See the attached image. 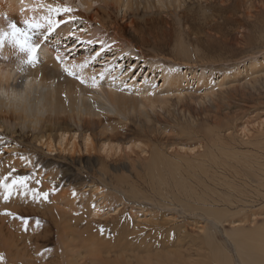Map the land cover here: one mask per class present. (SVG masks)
<instances>
[{
	"label": "bare ground",
	"instance_id": "6f19581e",
	"mask_svg": "<svg viewBox=\"0 0 264 264\" xmlns=\"http://www.w3.org/2000/svg\"><path fill=\"white\" fill-rule=\"evenodd\" d=\"M191 1L202 3V0H0V30H6L9 22H16L20 26H23V19L30 18L33 15L39 16L43 14L44 9L40 7L41 5H67L76 10L73 15L77 17L76 20L62 24L55 33L50 34V38L48 40L41 41V49L38 54V65L35 68L29 67L26 71H24L28 78L43 80L45 83H50L53 86V91L50 96L52 106L51 115L37 123L32 124H22L10 117H0V138L3 137L4 134L13 136V134H16L17 132L19 133L18 130L20 129L25 134L31 133L32 140H34L38 146L40 145L41 147H45L47 152H56L61 155H69V157H72V155H75L76 153L81 156L80 151H82V149L80 147V141H84L83 143L85 144L86 153H89V156L85 158H87L88 161L96 160L98 162H102V168L100 171L97 169L96 172H94V170L92 171L97 174L99 172L101 174L100 176L105 179L110 177L109 182L113 184L115 190L114 191L112 189V197L115 193H121L122 195L126 194L128 196H132L133 199L131 200H134V202L137 203L142 199L153 202L152 205L155 204L160 208L162 207L164 211L166 210L167 212L165 214L168 216L169 212L171 214L172 211L179 212L178 209H182L183 213L187 216H189V214L195 215V213H202L205 221L207 220V222L200 228L196 226L199 231L192 233H189L190 231H188L187 233L189 235H183V238L187 240L183 239V243H180L182 246L179 250L174 253L172 252L173 256L165 255L166 257L164 258V261L161 260L163 255L158 254V252L155 253L157 255H155L156 257H152L153 255L151 256V253L154 249L150 252L148 251L149 249H147L148 247L145 246H150L153 242L154 245L152 246L159 247L162 246V242L170 239H166L165 237L166 240L164 241L160 239L161 241L152 240L150 242L149 240L151 239L143 238L144 236L142 235V232L139 231L138 226L134 229V225L132 228L138 233H136V235H138L141 242L139 243L141 245H145L142 249V252L144 253L143 255L147 257L149 256L147 261H143V258L139 259L137 256L139 255L138 253H134V255L136 254V257H133L134 251L129 250V254L126 251L127 249H122L123 253L120 254V257H123L124 254H126V256L129 254L125 259L112 257L111 254H113L115 249L113 250L111 247L106 245L105 242L108 241L109 237L107 236L108 239L106 240L104 239V235V238L102 237L100 240L106 241H99V244L94 241V237L88 239L84 238L81 240L77 239L78 241L76 240L77 242L75 246H79V248L80 245L85 246L86 251L90 250L89 254H85V256H83L82 251H79L84 247H81V249L76 251H74V249L69 252L68 248L65 246L64 251L68 252L65 257H68L69 255L71 256V259H68L69 264H264V222L256 224L257 215L262 214V212L252 211V213L245 219H232L230 224L234 225L231 228H227L223 225V221L226 219L225 214L230 219V217L235 215L240 214L239 216H241L242 212L240 213V210H243V213L246 211L248 207L245 208L246 205L244 203L248 200L247 198L251 197L250 191L241 187L238 191L240 193H238V195L240 196L235 195L237 196L235 199V196L232 197V195L227 192L221 197H215L213 196L215 192L211 191L210 188L208 190H210L213 195L208 191L206 192V190V193L204 190L198 192L194 186L198 180L200 183L198 181L197 185H203V182L205 181L203 180V182H201V179H203L201 176L204 175L205 177H209L208 181L211 178L213 183L215 180H222L229 187V189L232 190L233 180H227L229 177L228 174H220V171L226 173L224 170H233L234 172L239 173L240 176L241 172L244 171L242 172L243 177H245L244 179L249 178L250 180H254L258 183L256 196L264 199V133L261 135H258L257 133V137H255V135L250 137L253 139H250L249 137L247 140L243 139L240 145L247 147V152H238V147L235 144L236 141L234 142L236 139H234L235 137L231 135L233 133H230L231 124L226 122L220 130L213 127H204L205 123L202 125L204 121L207 123L208 121L214 120L217 121V124H220L219 119L221 117H219L217 113L211 117L208 116L201 120L202 116L200 117V112L193 110L190 102L187 100L188 95L191 94L185 90L184 81H188L187 85H189L191 81H194L195 84H199L205 77V71L199 67L196 68L197 64L194 62H187L186 58L191 59V55H189V50L185 49V45L179 44L178 46L179 50L182 49L181 55L183 54L186 57V60H183L184 62L180 60V62H182L180 64L174 60V64H164V62H161L158 59L155 60L151 57L148 58L145 55H141L131 42H120L119 38L121 33L115 32L107 27V25L110 24L109 22H114V10L120 14L122 20H125L129 16L133 17L132 20L134 23V21H137L136 18L141 17V12L149 15L151 13L155 14L156 12L161 11H167L168 13L178 10L183 11L188 7V4ZM33 9H37V11L34 12ZM102 14L104 16L98 18ZM61 18L65 20L68 19L67 16H63ZM145 22H147V20ZM93 45L98 46V51L96 53H91V51L87 50H85L86 54H80L78 52L79 49H85L88 46L91 48ZM56 49L61 50L64 54L65 60L69 63L74 62L76 64H80L87 61L88 67L83 71L85 78L90 79L92 76L98 77L102 71L105 72L106 79L103 81L102 86L99 89H92L85 85H81L77 80L68 77L62 70L63 66L55 59ZM103 50L111 51L113 57H107L102 61L101 66L95 69V66L91 65V60L99 59V57L103 55ZM13 53L14 50L10 46H5L2 56L6 59H0V66H3L6 70H15L14 68L16 63L10 62V60L14 58L12 55ZM135 61L136 63L134 65H130ZM141 61L144 63L143 65L148 67L149 72L152 73L151 77L149 73L144 75L142 68L140 69L138 75H134L136 67H141V65L138 66V63ZM127 62H129L128 67H126ZM183 65L187 68L186 70L182 67ZM141 74L143 82L142 84H139L138 77ZM113 76L117 77L114 83L112 82ZM157 76L163 80L161 87H163L164 90L156 89ZM24 82V79L17 76L13 79V87L20 88ZM124 82H127L129 87L126 90L121 91L120 89L123 87ZM209 84L211 86L210 88L213 90L215 85L211 81ZM221 85L222 84L219 86ZM47 91V89L43 90L44 93H47ZM166 92L173 94L172 96H175L178 100V104L181 105L178 109L179 112L177 115H171L175 110L172 108L171 99L163 95ZM40 94L41 93L39 91L36 93L37 96ZM135 127H140L142 133H139ZM261 132L264 131L260 130L259 133ZM135 134L148 138V144L140 142V144L135 143V145H131V140L134 138L133 136ZM127 140L129 142L126 143ZM192 140L199 144L198 149L196 147L187 146ZM8 146L9 147L7 149L18 148L16 146ZM135 148L140 149L145 155H139ZM131 153L138 154L137 160L132 161V168L136 171V177L133 178L129 176L130 174H117V171L122 169L116 166V162L122 160V158L126 156L130 157ZM91 154L95 157L93 158ZM115 156L116 159L113 158ZM112 159L114 161H112ZM111 164L115 165V168H113L115 173L111 172L112 170L109 169ZM123 168L128 169L129 167L127 168V166H124ZM134 169L133 172H135ZM111 174L115 177V179L114 177L112 178ZM48 175L46 177L47 179ZM230 175L232 176L231 173ZM52 176L54 177L55 175ZM52 176H49V178ZM218 176L222 179L220 177L218 178ZM96 177L98 176L96 175ZM55 179H53V181ZM100 182H102L101 179ZM91 183L94 184V182ZM47 185H49V183ZM145 185H148L149 194H145V192H142L140 189V186L142 187ZM88 187H90V185ZM170 187H175V189H171ZM92 191L95 190L93 189ZM100 191L101 190H99V192ZM203 192L205 194H202ZM69 194L67 195L65 193L68 198H65V195L59 197L61 200H64L62 205H67L65 202L70 199ZM106 194L104 196L102 195L104 199L109 197V195L107 196ZM243 194H245V198L243 197ZM59 198L58 203L62 202L59 201ZM72 199L73 198H71V200ZM120 199L122 200V197ZM55 200L57 199L55 198ZM69 201L70 200H68L67 203ZM111 201L113 202V200ZM217 201L224 206L221 207L219 204H216ZM101 202H103V200ZM172 202H176V205L173 206ZM69 205L72 206V203L70 202ZM75 205L76 204L72 207ZM115 205H117V203ZM250 205L252 204H249V207ZM59 206L61 205L59 204ZM125 206L127 205L120 202L117 205V211L122 212L123 209L126 210V208H124ZM62 207H64V205ZM67 207L69 209H74L76 206L72 208L67 205L66 208ZM96 207L89 211L90 214L93 212L95 217L101 215L102 213V207L99 206L101 210ZM234 207L235 209L232 210ZM103 208H106V205L105 207L103 206ZM61 209L62 208H60V212H64V210ZM106 209L108 210V208ZM113 209L116 208L114 207ZM58 210L59 209H57V211ZM111 212H113V210ZM66 213L70 212L67 211ZM147 214L148 213H146V215ZM155 215L157 216V214ZM185 215L182 216L185 217ZM84 216L86 217L87 215ZM92 216L93 215L91 214L90 218H92ZM178 216L176 217L179 218ZM63 217L65 218V216ZM106 217L109 219L108 216ZM106 217H104L105 222ZM170 217L171 216L163 218L164 221L160 223L162 225H156L157 229H162L161 227L168 225L170 223ZM193 217L192 218L195 219V216ZM101 218H103V216ZM60 219H62V217ZM114 220L115 218H113L112 222H114ZM74 221H76V219ZM116 221L117 220H115V222ZM248 221L252 223V225L250 227H245V223ZM94 222L95 220L91 223ZM97 222L100 224V221ZM209 222L212 223L213 227H210ZM83 223L84 222L81 224ZM110 224L105 223L106 226ZM83 225H85V223ZM129 225L130 224H128V226ZM213 228L219 230V232L223 234L224 242H219L217 240L216 237L218 235L216 236V233L218 231L216 232ZM85 230L87 231V228ZM162 230L165 229L163 228ZM72 231L70 232L69 229L67 233L63 231V234L65 232L66 236H71L74 232ZM184 233H186V231ZM82 234L84 235V233ZM115 234L117 236L118 233ZM192 234H195V236L192 237ZM125 235H127L126 231ZM64 236L63 239L66 240V237L64 238ZM70 236L68 237L69 240L72 237ZM147 236L150 237V234L148 233ZM171 236L173 237V235ZM74 238L79 237L74 233ZM134 238L132 239L131 236H125L124 240L129 241L133 246L131 241H133ZM174 238L176 239V237H173V239ZM65 240H63V242H66L69 247V240ZM113 241L111 243H113ZM114 243L113 246L118 244ZM127 243L128 242H126V244ZM12 244L10 243L9 245L12 246ZM163 244H165V242ZM87 245H90V249L87 248ZM131 245H129V247ZM185 245L186 247H184ZM10 246L8 247L7 245L6 252V258H8L9 264L17 261L18 262L16 264H22L23 260L26 263L25 259L19 260V258L16 259L17 257H14V252ZM134 246L136 247V245ZM166 246L168 247V245ZM196 246L204 250L200 249L201 251L199 250V252ZM116 249L118 248L116 247ZM138 251L139 250H137V252ZM196 251L199 253H195ZM117 252L115 250V253ZM158 255H162L161 258L159 257L160 259H158ZM196 255L200 256V259L195 258ZM133 258L136 259V261ZM68 263H66V261L62 262V264Z\"/></svg>",
	"mask_w": 264,
	"mask_h": 264
},
{
	"label": "rangeland",
	"instance_id": "374dc122",
	"mask_svg": "<svg viewBox=\"0 0 264 264\" xmlns=\"http://www.w3.org/2000/svg\"><path fill=\"white\" fill-rule=\"evenodd\" d=\"M225 1L226 0H202V3L191 1L185 10L172 11L170 13H168L167 11H161L156 12L155 14L151 13L148 15L147 13L141 12V17L136 18L137 21H134V23L132 20L133 17L129 16L125 20H122L120 14L117 13L116 10H114L113 16L116 20L113 19V23L109 22L110 24L107 25V27H109L111 30H114L115 32L121 33L119 41L131 42L141 55H145L148 58L151 57L155 60L158 59L159 61L164 62V64H174V60L181 64L182 62H180V60L185 61L187 59V62L192 61L197 64L196 68L199 67L201 69H204L205 77L199 84H195L194 81H191L189 85H187L188 81H184L185 90L191 94L188 95L187 100L190 102L193 110H195L196 112H200V117L202 116L201 120L205 119V117L208 116L211 117L217 113L219 117H221L219 119L220 124H217V121L214 120L208 121L207 123L206 121H204L202 123V125L205 123L204 127H213L220 130L223 128V125L226 122H229L231 124L232 130H230V133L232 132L233 134L231 135L235 137H233L234 139H236L234 140V142L236 141L235 144L238 147L237 151L240 153H244L247 152L248 148L240 145L241 141L243 139L247 140L254 135L255 137H257L259 134L261 135L262 133H264H259L260 130L264 131V124H262L264 123V0ZM101 16L104 15H100L98 18H101ZM146 20L147 22H145ZM179 44L185 45V49L189 50L191 59L186 58L183 54L181 55L182 49L179 50ZM96 46L97 45H93L91 48H89L88 46L85 49H79L78 52L80 54H86L85 50H87L91 51V53H96L98 51V46ZM102 54L103 55H101L99 59L91 60V65H94L95 69L101 66V63L104 59H106L107 57H113L112 52L108 50H103ZM135 63L136 61L130 65H134ZM143 64L144 63L142 61L138 63V66L141 65V67H136L134 75H138L140 69L142 68L143 74L145 75L149 73L151 77L152 73H150L148 67ZM128 65L129 62L126 63V67H128ZM182 67L184 68V70L187 69L186 67H184V65ZM141 76L142 74L138 77L139 84H142L143 82V77ZM156 80V89H163V87H161L163 84V80L159 78V76L156 77ZM210 81L215 85L213 90L210 88ZM220 84L222 85L219 86ZM163 95L171 99L172 108L175 110L171 115H177L179 112L178 109L181 107V105L178 104L177 98L175 96H172L173 94H169L168 92ZM136 129L139 131V133L141 132L140 127H137ZM18 131L19 133L17 132L16 134H13V136L4 134L3 137L0 138V182H4L5 176L10 177L8 181L9 183L11 179H15L16 177L21 175L30 177V179L28 180V188L16 189L8 201L4 200L3 189L0 188V254H2L4 257V264H9V260L8 258H6V252L7 245L9 247L10 243L14 244V246L12 244L13 247L10 246L14 252V257H17L16 259L19 258V260L25 259L26 263L23 260L22 264H32V262L33 264H62V262L65 261L66 263H68V259H71L70 255V257H65L66 254H68V252L64 251L65 246L68 248L69 252L71 250L73 251L75 249L74 251H76L78 249H81V247H84L79 251H82L83 256H85V254H89L90 250L86 251L85 246L80 245L79 248V246L75 245L78 240L84 238L88 239L91 237H94V241H96L97 244H99L100 242H105L109 237L108 241L105 242L106 245L111 247L113 250L115 249L116 252L118 250L117 253H115L114 250L113 254H111V256L114 258L125 259L130 254V251H134L133 257H136V254L134 255V253H138L139 255L137 256L139 257V259L143 258V261H147L149 256H144V253L142 252V249L145 245L140 244L141 242L139 240V237L138 235H136L137 232L134 230L137 228V226L139 228V231L142 232V235L144 236L143 238L151 239L149 240L150 242L152 240L164 241L166 239H170L164 241L165 244L168 245V247L163 244L164 242H162V246L159 247L152 246L154 245L153 242L150 246H145L148 247L147 249H149L148 251L150 252H152L153 249L154 251L157 250L155 252L153 251L151 253V256L153 255L152 257H156L157 255L155 253L158 252V254L163 255H161L162 258L160 255H158V259L161 258V260L164 261V258L166 257L165 255L173 256V253L175 251H178L182 246L181 244L183 243V239L187 240L183 238V235H189L187 233L188 231H190L189 233L199 231L196 226L200 228L204 225V223L207 222V220L205 221V219L203 218L202 213H195V215L189 214V216H187L183 213L182 209H178L179 212L172 211L171 214L169 212V216H171L170 223L161 227L165 230L157 229L156 225H162L160 223L164 221L163 218L169 217L167 214H165L167 211H164L162 207L160 208L159 206H156L154 204L156 206L155 207L154 205H152L153 202L146 199H142L137 203L134 202V200H131L133 199L132 196H128L126 194L122 195L121 193H115L112 197V189L114 190V187L113 184L109 182L110 177L105 179L100 176L101 174L99 172V175L97 173H94L96 172V169L100 171V169L102 168V162H98L96 160L88 161L87 158H85L89 156V153H86L85 144L83 143L84 141H80V147L82 149V151H80L81 156L76 153L75 155H72V157H69V155H61L57 154L56 152H47L45 147H41L40 145L38 146V144L35 143L34 140H32L31 133L25 134L20 129ZM257 133L258 135H256ZM133 137L134 138L130 143L131 145H135V143L140 144V142L148 144L149 139L145 138L144 136L142 137L138 134H135ZM192 141L189 144L187 143L188 145H186L190 147H196L198 149L199 144L195 141ZM127 142L129 141L127 140L126 143ZM8 145H11L13 147L16 146L18 148L7 149L9 147ZM135 149L138 151L139 155H145L141 152L140 149ZM138 154L131 153L130 157L126 156L122 158V160L116 162V166L122 169L120 171H117V174H130L129 176L133 178L136 177V171L134 168H132V161L137 160ZM91 156L93 158L95 157L93 154H91ZM22 157H27L28 159H22ZM113 158L116 159V156ZM112 161L114 160L112 159ZM123 165L129 168L124 169ZM113 168H115V165L111 164V166H109V169L112 170H110L111 172L115 173V170ZM133 169L135 172H133ZM92 170H94V172ZM138 170L140 171L139 168ZM224 171L226 173L220 171V174H228L229 177L228 179H226L233 180L232 190L229 189V187L222 180L218 179L213 183V180L210 178L211 180L209 179V182V177H205L204 175L201 176V178H203L201 179V182H203V180L205 182H203V185L201 184L200 186V184L197 185V182L199 181L198 180L194 185L196 190L198 192L202 190H204L205 192L206 190V192L208 191L209 193L213 191L215 192V194H211L215 197H221L227 192L228 194L230 193L233 197L235 195L240 196L238 195L239 189L241 187L245 188L246 190L250 191L251 195V197L247 198L248 200H246L245 203L243 202L246 205L245 208H248L244 213L243 210H240V213L242 212L243 215L241 213V216H239L240 214L235 215L233 217H230V219L225 214L226 219L223 221V225L227 228H231L234 225L230 224L232 219H245L252 213V211L262 212V214L257 215L256 224L263 223L264 199L256 196L258 183L254 180H250L249 178L244 179L245 177H243L242 175V172L244 171L241 172V176L239 175V173H236L233 170H231L232 172L230 170ZM230 173L232 174V176L230 175ZM95 174L99 177V180ZM47 175L49 181L46 178ZM52 175H55L56 179L55 176L53 177ZM49 176L52 177L49 178ZM220 176H218V178ZM113 177L114 176L112 175V178ZM53 179L55 180L53 181ZM100 179L102 182H100ZM91 182H94V184H92ZM48 183L49 185H47ZM50 183L53 185H51ZM89 185L90 187H88ZM93 186H96L97 188H94ZM92 188L95 191H92ZM98 188L102 192H99ZM209 188L211 189V191L208 190ZM140 189L142 190V192H145V194H149L148 185L142 187L140 186ZM171 189H175V187H172ZM33 192H49L50 196L47 201L41 199L39 196L33 199ZM204 192L202 194L206 193ZM65 193L67 195L70 193V199H68L70 201L67 203L68 200H66L65 203L69 207H72L74 204H76V207L74 206L75 208L72 207L74 209L77 208L76 210L69 209L68 207L67 209V205L65 204H63L64 207H62V203H64V200H61L59 197H62V195L64 196ZM105 194L107 196L109 195V197H106V199L108 198V201L103 197ZM245 194H243L244 198ZM67 195H65L64 197L68 198ZM237 196H235V199ZM121 197L122 200L120 199ZM55 198L57 200H55ZM58 198L59 201L62 202L58 203ZM71 198L73 199L71 200ZM100 199L101 201L103 200V202H101ZM110 199L113 200V202ZM104 200L105 202L107 201V204L104 202ZM70 202L72 203V206L69 205ZM120 202H123L124 205H127L124 207L126 208V210L123 209L124 211L122 210V212L117 211V205ZM116 203L117 205H115ZM59 204L61 206H59ZM104 204L106 205V208H108V210H111L108 211L106 208H103V206L105 207ZM216 204H219L221 207L224 206L223 204L218 203V201ZM249 204L252 205H250L249 207ZM172 205L175 206L176 202H172ZM93 206H97L96 208L100 210V207H102V213L101 215H98L100 217H98L97 215V217H95L94 213L91 212L93 216L92 218H90L91 214L89 211L94 208ZM112 207H115L116 209H113ZM60 208H62L61 210H64V212L68 211L71 214L66 212L64 213L62 211L60 212ZM57 209L59 210L57 211ZM234 209L235 207L232 210ZM112 210L113 212H111ZM6 212H10L12 215H5ZM152 212L155 213L153 214ZM146 213H148L149 215H146ZM105 214L109 217V219H107ZM155 214H157V216ZM59 215L62 217V219H60L61 217ZM62 215L65 216V218ZM72 215H74L75 217ZM84 215L87 216L85 217ZM182 215H185V217ZM13 216L25 217L26 220L22 222L18 218L14 219ZM102 216L103 218L106 217V222L105 218L104 220L103 218H101ZM176 216H178L179 218H177ZM193 216H195V219H193ZM113 218L117 220L116 222H119L116 223L115 220L114 222H112ZM75 219L77 222L74 221ZM94 220L96 223H91ZM97 221H100V224H98L99 222ZM82 222H84L86 226L83 225L84 223L81 224ZM103 222H105L106 224H111L107 225L109 226L107 227ZM195 222L197 225H194ZM128 224L130 225L128 226ZM134 225L135 228L133 229L132 226L134 227ZM209 225L210 227H213L212 223L210 222ZM251 225L252 223H250L249 221L245 223V227H250ZM67 226L70 229V232L72 230L74 231H72L73 235L69 232L73 237V240L69 234L67 235L71 237L70 240L68 238L69 236H66V233L69 230ZM150 226L152 229L150 228ZM85 227L87 228V231L85 230ZM101 229H103L104 232L101 231ZM214 230L216 232H219V230L217 229ZM63 231H65L66 233L64 232L63 234ZM105 231L107 232V234ZM125 231L127 235H125ZM174 231L176 234L174 233ZM185 231L186 233H184ZM102 232L105 234H103ZM218 232L216 233V236L218 235L216 237L217 240L219 242H224L223 234L221 232ZM74 233L79 238H74ZM82 233H84V235ZM115 233H118L117 236ZM148 233L150 234V237L147 236ZM110 235L111 237L113 236L112 238L114 239H112ZM124 235L131 236L132 239L135 237L134 240L131 241L133 243V246L129 241L124 240ZM171 235H173V237H176V239L174 238L176 241ZM63 236L64 238L66 237L67 241L69 240V247L66 242H63V240H65L63 239ZM191 236L193 237L195 236V234H192ZM102 237L106 240H100V238ZM112 241L113 243L115 242L116 244H118L116 246H113V243H111ZM126 242H128L129 244H126ZM129 245L131 246L129 247ZM134 245H136V247ZM116 247L118 249H116ZM184 247H186V245ZM87 248L90 249V245H87ZM122 249H127L126 251L129 254H127V256L126 254H124L123 257H120V254L123 253ZM200 249L201 248L197 247L198 251ZM137 250L139 251L137 252ZM199 252L196 251L195 253ZM195 258L200 259V256L196 255ZM134 260L136 261V259ZM17 262H11V264H16Z\"/></svg>",
	"mask_w": 264,
	"mask_h": 264
},
{
	"label": "snow or ice",
	"instance_id": "6c2138e0",
	"mask_svg": "<svg viewBox=\"0 0 264 264\" xmlns=\"http://www.w3.org/2000/svg\"><path fill=\"white\" fill-rule=\"evenodd\" d=\"M40 7L44 9L43 14L39 16L33 15L30 18L23 19V26H20L16 22H9L6 30H0V59H6L2 56V52L5 46H10L15 53L14 58L10 60V62L16 63L23 72L29 67L35 68L38 65V54L41 49V41L48 40L50 38V34L55 33L62 24H66L77 19V17L73 15L76 10L67 5H41ZM33 11L35 12L37 9H33ZM63 16H67L68 19H62L61 17ZM55 59L63 66V72L68 77L77 80L81 85H85L92 89H99L102 86L103 81L106 79V73L103 71L98 77L92 76L90 79L85 78L83 71L88 67V62L84 61L80 64H76L74 62L69 63L65 60L64 54L60 49H56ZM116 79L117 77L113 76L112 82L114 83ZM128 87V83L124 82L123 87L120 90H126ZM22 159L27 160L28 158L22 157ZM9 178V176H5L4 182H0V188L3 189V198L5 201L9 200L16 189L28 188V180L30 179L29 176L21 175L15 179H11L9 183ZM37 196L47 201L50 193L33 192V199ZM5 215L11 216L12 214L10 212H6ZM13 218H18L22 222L26 220L25 217L13 216ZM101 231H103V229H101ZM0 264H4V257L2 254H0Z\"/></svg>",
	"mask_w": 264,
	"mask_h": 264
},
{
	"label": "clouds",
	"instance_id": "9594fccd",
	"mask_svg": "<svg viewBox=\"0 0 264 264\" xmlns=\"http://www.w3.org/2000/svg\"><path fill=\"white\" fill-rule=\"evenodd\" d=\"M13 57L15 53L12 54ZM15 70L0 66V117H10L22 124L37 123L51 115L50 96L53 86L43 80L28 78L15 65ZM24 79L20 88L13 87L15 77ZM11 77V78H10ZM47 89V93L43 90ZM41 94L36 95L37 92Z\"/></svg>",
	"mask_w": 264,
	"mask_h": 264
}]
</instances>
